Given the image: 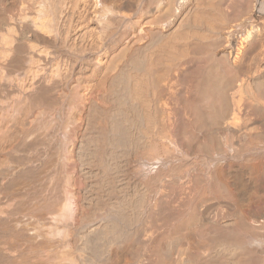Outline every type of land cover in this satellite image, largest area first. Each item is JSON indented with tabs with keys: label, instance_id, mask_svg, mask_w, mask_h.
I'll use <instances>...</instances> for the list:
<instances>
[{
	"label": "bare ground",
	"instance_id": "obj_1",
	"mask_svg": "<svg viewBox=\"0 0 264 264\" xmlns=\"http://www.w3.org/2000/svg\"><path fill=\"white\" fill-rule=\"evenodd\" d=\"M255 13L0 0V264H264Z\"/></svg>",
	"mask_w": 264,
	"mask_h": 264
},
{
	"label": "rangeland",
	"instance_id": "obj_2",
	"mask_svg": "<svg viewBox=\"0 0 264 264\" xmlns=\"http://www.w3.org/2000/svg\"><path fill=\"white\" fill-rule=\"evenodd\" d=\"M144 3H145V1H144ZM146 4V3H145ZM145 4H143V5H145ZM144 12H145V10H143ZM143 12V13H144ZM152 14V13H151ZM150 15V14H149ZM149 15H144V16H142V21L143 22H146V20H148L147 19V17L149 16ZM146 18V19H145ZM145 20V21H144ZM146 27H148L147 25H145ZM240 27L241 28H243V29H246V28H253L254 27V29H255V33H254V37H253V40H252V45L250 44V46L248 45L247 46V49H245V51H244V53L243 54H241L240 55V59H239V61H238V64H242V62L243 63H245V61H246V63H252V64H254L256 61L255 60H257L258 61V63H264L263 61H264V14L262 15V14H258V13H255L254 14V16H253V19L251 20V21H245V22H243L241 25H240ZM144 35V36H143ZM142 35V38H141V40H140V44L142 45V46H145V44L147 43V36H145L146 34H143ZM259 35V36H258ZM263 36V37H262ZM254 39H256V40H254ZM145 40V41H144ZM142 41V42H141ZM144 41V42H143ZM254 41V42H253ZM146 42V43H145ZM254 43V44H253ZM259 43V44H258ZM262 45V46H260L259 47V45ZM252 46H253V48H252ZM258 46V47H257ZM254 47L256 48L255 50L257 51V48H258V53H260V55L254 50ZM262 47H263V49H262ZM262 49V50H260V49ZM254 50V51H253ZM252 51L253 52H255V53H253L252 54ZM256 54V55H255ZM253 55V56H252ZM255 55V56H254ZM258 55V56H257ZM251 56H252V58H251ZM257 56V57H256ZM195 56L193 55V56H191L190 57V59L192 58H194ZM243 57V58H242ZM253 57L254 58H257V59H253ZM259 58H260V60H259ZM241 59H243V60H241ZM245 59V60H244ZM253 61H252V60ZM257 63V62H256ZM193 64V63H192ZM144 197V196H143Z\"/></svg>",
	"mask_w": 264,
	"mask_h": 264
}]
</instances>
